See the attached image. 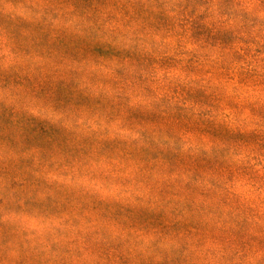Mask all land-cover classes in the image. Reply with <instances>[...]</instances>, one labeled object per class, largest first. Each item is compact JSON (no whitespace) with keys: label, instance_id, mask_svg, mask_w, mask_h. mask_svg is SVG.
Returning a JSON list of instances; mask_svg holds the SVG:
<instances>
[{"label":"rangeland","instance_id":"1","mask_svg":"<svg viewBox=\"0 0 264 264\" xmlns=\"http://www.w3.org/2000/svg\"><path fill=\"white\" fill-rule=\"evenodd\" d=\"M0 264H264V0H0Z\"/></svg>","mask_w":264,"mask_h":264}]
</instances>
